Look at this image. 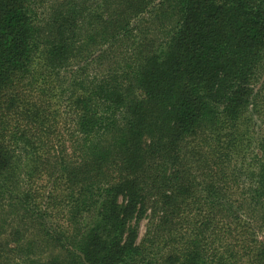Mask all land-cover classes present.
Instances as JSON below:
<instances>
[{
    "label": "trees",
    "instance_id": "1",
    "mask_svg": "<svg viewBox=\"0 0 264 264\" xmlns=\"http://www.w3.org/2000/svg\"><path fill=\"white\" fill-rule=\"evenodd\" d=\"M0 264H264V0H0Z\"/></svg>",
    "mask_w": 264,
    "mask_h": 264
},
{
    "label": "rangeland",
    "instance_id": "2",
    "mask_svg": "<svg viewBox=\"0 0 264 264\" xmlns=\"http://www.w3.org/2000/svg\"><path fill=\"white\" fill-rule=\"evenodd\" d=\"M154 17V13L152 15L148 14V16H145L141 21L140 23L142 24L141 27H143V30L148 32V34L150 33V28H152L150 26V21L151 23H153V18ZM157 26H159L157 24ZM145 226H146V221L145 220H142L140 223H139V237H143L144 233H145Z\"/></svg>",
    "mask_w": 264,
    "mask_h": 264
}]
</instances>
